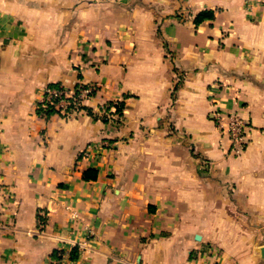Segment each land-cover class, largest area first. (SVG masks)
Masks as SVG:
<instances>
[{
    "label": "crops",
    "instance_id": "crops-1",
    "mask_svg": "<svg viewBox=\"0 0 264 264\" xmlns=\"http://www.w3.org/2000/svg\"><path fill=\"white\" fill-rule=\"evenodd\" d=\"M81 82L84 110L38 113ZM0 187V264H264V0H0Z\"/></svg>",
    "mask_w": 264,
    "mask_h": 264
},
{
    "label": "built area",
    "instance_id": "built-area-1",
    "mask_svg": "<svg viewBox=\"0 0 264 264\" xmlns=\"http://www.w3.org/2000/svg\"><path fill=\"white\" fill-rule=\"evenodd\" d=\"M96 87L92 84L79 83L74 89H69L62 84L47 85L43 91V99L40 104V109H51L65 118L72 117L84 110L85 101L95 95ZM100 115L105 116L109 122L118 124L119 116L116 113L115 107L102 106ZM120 119V118H119ZM218 121V119H217ZM230 139L232 142V150L236 154L242 153L247 146V123L246 121L233 118L230 121ZM96 150V147L91 146L89 153ZM0 189H3L0 187ZM0 190V194H1ZM75 216V215H74ZM212 264H221L215 262Z\"/></svg>",
    "mask_w": 264,
    "mask_h": 264
},
{
    "label": "trees",
    "instance_id": "trees-1",
    "mask_svg": "<svg viewBox=\"0 0 264 264\" xmlns=\"http://www.w3.org/2000/svg\"><path fill=\"white\" fill-rule=\"evenodd\" d=\"M214 17V13L212 11H202L200 12L196 19H195V22L196 24H200L202 22H204L205 20H209V19H213ZM106 107L109 108V107H115L116 108V113L119 117H121L123 115V110H124V107H125V103L124 102H110L108 104H106ZM91 112V111H90ZM38 113L40 115H44L46 117H49L51 116L54 111L51 110V109H48V110H44V109H38ZM104 119V118H103ZM104 121H107V119L105 118ZM97 178V170L95 169H88L84 172V176H83V179L84 180H95ZM41 219V217H40ZM63 251H54L52 253V258L54 260H58V259H61L62 258V255H63ZM79 254H80V248L79 246H76L74 247L71 252H70V259L72 261H75L79 258Z\"/></svg>",
    "mask_w": 264,
    "mask_h": 264
},
{
    "label": "rangeland",
    "instance_id": "rangeland-1",
    "mask_svg": "<svg viewBox=\"0 0 264 264\" xmlns=\"http://www.w3.org/2000/svg\"><path fill=\"white\" fill-rule=\"evenodd\" d=\"M236 102V101H235ZM212 118L217 126L218 129H220L221 133L225 135L230 143H231V149H232V142H231V137H230V121L233 118H239L247 123V141L249 138V131L251 129L250 123L247 119H245V116L241 114L239 110L236 109H226V108H216L212 112ZM218 119V121H217Z\"/></svg>",
    "mask_w": 264,
    "mask_h": 264
},
{
    "label": "water",
    "instance_id": "water-1",
    "mask_svg": "<svg viewBox=\"0 0 264 264\" xmlns=\"http://www.w3.org/2000/svg\"><path fill=\"white\" fill-rule=\"evenodd\" d=\"M261 256L264 258V247L261 249Z\"/></svg>",
    "mask_w": 264,
    "mask_h": 264
}]
</instances>
